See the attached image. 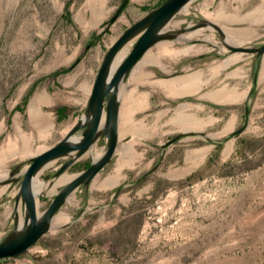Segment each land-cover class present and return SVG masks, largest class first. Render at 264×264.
<instances>
[{
    "label": "rangeland",
    "instance_id": "1",
    "mask_svg": "<svg viewBox=\"0 0 264 264\" xmlns=\"http://www.w3.org/2000/svg\"><path fill=\"white\" fill-rule=\"evenodd\" d=\"M123 1L0 0V181L18 163L24 170L29 157L66 133L64 124L80 118L110 45L164 0H127L113 19ZM220 9L235 20H213ZM202 19L250 27L254 34L242 45L264 40V0H191L167 28L187 27L181 34L201 28L217 45L196 35L161 40L146 52L150 57L143 56L121 89L131 119L119 122L112 161L88 188L72 193L27 254L0 264H264V54L231 51L215 27H196ZM162 43L193 50L165 52ZM232 55L237 59L221 66ZM195 71L204 83L194 92L174 94L163 83ZM225 89L233 99L223 100ZM185 104L186 113L211 122L200 129L183 124ZM141 123L145 134L137 132ZM105 149L101 138L55 179L45 176L58 162L42 171L36 187L39 181L47 187L38 194L39 211ZM20 183H0V241L13 228Z\"/></svg>",
    "mask_w": 264,
    "mask_h": 264
},
{
    "label": "water",
    "instance_id": "2",
    "mask_svg": "<svg viewBox=\"0 0 264 264\" xmlns=\"http://www.w3.org/2000/svg\"><path fill=\"white\" fill-rule=\"evenodd\" d=\"M190 1L165 0L129 25L106 51L86 108L80 118L58 142L29 157V163L24 170H22V163H18L11 172V178L0 181V183H6L21 178L15 196L13 228L0 241V259L16 258L27 254L30 248L51 229L55 216L72 193L81 186L88 188L96 175L112 161L120 141L119 117L122 86L133 68L153 45L164 39L179 37L188 29L187 27L169 29L167 25ZM126 2L127 0L122 2L113 19ZM202 25L215 27L224 45L231 51L248 52L258 56L264 54V40L258 44H229L220 25L208 19H202L196 27ZM128 43L133 44L131 50L120 56V52ZM246 125L247 121L233 134L243 131ZM180 137L181 134H178L168 143ZM101 138H106V149L103 153L96 158L92 156L90 165L67 180L55 192L49 205L43 211H39L38 194L34 191L35 178L54 162H58V166L51 177L45 176V178L59 177L83 154L91 151ZM20 202L24 207L23 214L20 212Z\"/></svg>",
    "mask_w": 264,
    "mask_h": 264
},
{
    "label": "bare ground",
    "instance_id": "3",
    "mask_svg": "<svg viewBox=\"0 0 264 264\" xmlns=\"http://www.w3.org/2000/svg\"><path fill=\"white\" fill-rule=\"evenodd\" d=\"M188 6V4L186 6H184L183 9H186ZM257 10H253L251 12H249L246 17H251V15L253 13H255ZM237 15L234 14H227L223 9H220L218 11H216V13L214 14V17L212 18L215 21H223L224 23H230L232 21L235 20V17ZM222 29L225 31L226 34V42L229 44H243L245 41L249 40L253 34H254V30L251 29L250 27L247 28H233V27H229L226 24H222ZM196 35H201L207 42H209L212 45H217L215 42H211V40L214 37L213 33H208V34H203L202 33V29L201 28H196L193 29L191 31L185 32L183 34H181L179 36L180 39H189L192 38ZM168 43H162V45H160V48L165 51V52H174V53H189L193 50V46L188 45L185 46L183 48L180 49H170L168 47ZM221 47V46H220ZM200 48V46H199ZM222 48V47H221ZM198 50V49H197ZM123 50L120 52V56H123ZM146 58L150 57V55L148 53H145ZM238 55H232L228 58V60L222 64L221 66H225L227 64H229L230 62L234 61L235 59H237ZM143 58V57H142ZM145 62V61H144ZM219 69L218 67H213L212 68V72L216 73ZM202 71H195L192 72L184 77L181 78H176V79H170V80H166L163 83L165 84L166 87H168L170 89V92H173L174 94H181V93H188V92H194L196 91L200 85L203 82L202 80ZM182 80L180 87H173L172 84L176 81V80ZM226 91L225 94L223 95L222 98H224L223 100H231L233 99L232 94L225 89ZM144 97V100H146V95H142ZM212 96H214L215 99H218L215 94H212ZM129 97L126 96L125 101L123 102V104L120 106V117H119V122L123 120V123H129L130 119H131V104L128 103ZM188 107V105H182L179 107V113H180V121L184 124V123H188L191 122L193 124L192 127L195 128H202L206 123L211 122V120H205L201 117L189 114L185 112V108ZM232 121H230V123L228 124L227 128H230ZM43 124V123H42ZM137 132L139 134H145L144 132V125L141 123V125L138 127ZM95 158L97 157L96 155L94 156ZM66 179L65 176H62V178L60 180H64ZM36 178L34 180V191L36 194H40L42 191H44L47 187V184L45 182L39 181L37 183V187H36ZM36 187V190H35Z\"/></svg>",
    "mask_w": 264,
    "mask_h": 264
},
{
    "label": "crops",
    "instance_id": "4",
    "mask_svg": "<svg viewBox=\"0 0 264 264\" xmlns=\"http://www.w3.org/2000/svg\"><path fill=\"white\" fill-rule=\"evenodd\" d=\"M38 100H40V95L36 96V98L32 101V105H31L32 108H33V103L36 102V104H37V101H38ZM36 104H35V105H36ZM35 105H34V106H35ZM77 120H78V119H77ZM77 120H76V121H77ZM76 121H75V122H76ZM75 122H73L71 125H69V124H64L62 128H64L65 131H66L67 129L69 130L70 127H71ZM68 130H67V131H68ZM67 131H66V132H67ZM65 134H66V133H65ZM65 134H64V135H65ZM64 135H63V136H64ZM63 136H62V137H63ZM62 137H61V138H62ZM61 138H60V139H61ZM60 139H59V140H60ZM59 140H58V141H59ZM58 141H57V142H58ZM55 143H56V142H55ZM55 143H54V144H55ZM45 149H46V148H45ZM43 150H44V149H43ZM43 150H42V151H43ZM40 152H41V151H40Z\"/></svg>",
    "mask_w": 264,
    "mask_h": 264
},
{
    "label": "trees",
    "instance_id": "5",
    "mask_svg": "<svg viewBox=\"0 0 264 264\" xmlns=\"http://www.w3.org/2000/svg\"><path fill=\"white\" fill-rule=\"evenodd\" d=\"M165 1V0H164ZM253 93H254V89L251 91V95H253ZM245 141V143L246 144H248V141L247 140H244ZM90 165V162L85 166V168L87 167V166H89Z\"/></svg>",
    "mask_w": 264,
    "mask_h": 264
}]
</instances>
